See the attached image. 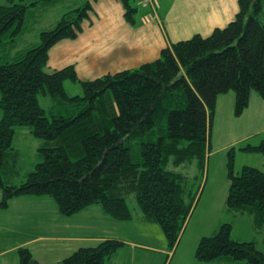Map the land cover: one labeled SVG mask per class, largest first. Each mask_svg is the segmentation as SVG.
Masks as SVG:
<instances>
[{"label":"trees","instance_id":"1","mask_svg":"<svg viewBox=\"0 0 264 264\" xmlns=\"http://www.w3.org/2000/svg\"><path fill=\"white\" fill-rule=\"evenodd\" d=\"M39 1L50 0L0 3V52L14 44L27 10ZM118 1L133 26V0ZM92 13L86 0L40 32L37 45L0 63V209L16 197L45 196L65 217L98 205L109 218L128 221L132 197L141 221L157 223L171 250L194 202L185 201L184 177L174 168L193 159L203 168L218 96L233 93L236 118L248 108L251 91L264 99V0H238L234 19L224 27L171 42L158 58L133 69L88 80L78 79L73 65L48 70L49 50L76 39ZM66 81L79 83L81 95H67ZM39 94L50 100L46 109ZM17 127L29 128L41 141L40 162L24 183L6 185L2 172L17 155L12 148ZM240 150L264 156V141ZM232 161L230 149L226 205L248 212L264 239V171L243 166L237 175ZM124 245L106 239L78 248L59 263L105 264ZM16 253L18 264H40L26 247ZM195 257L264 264L254 242L232 239L226 223L200 238Z\"/></svg>","mask_w":264,"mask_h":264},{"label":"rangeland","instance_id":"2","mask_svg":"<svg viewBox=\"0 0 264 264\" xmlns=\"http://www.w3.org/2000/svg\"><path fill=\"white\" fill-rule=\"evenodd\" d=\"M4 1L6 0H0V3H4ZM14 1L17 3H31L37 0ZM85 1L86 0L39 1L34 6L29 7L24 16L23 28L18 34L14 44L9 46L7 50L0 52V63L6 58L10 59L14 57L19 51L37 45L39 43L40 32L53 28L63 13L85 4ZM170 1L171 0H156L155 6L150 8L149 6H143L139 0H133V6L137 7V12L133 16L135 28L147 26L148 24H142L144 22L143 18H146L147 15H152V17L156 18V12L160 11L159 8L162 10L166 9ZM236 2L238 5V0H236ZM207 23V21L198 20L195 22V25L200 27ZM190 24L193 25V23L178 25L183 31H186L184 35L188 34L187 31L190 29ZM149 32L147 36L145 34H137L135 38L143 39L146 37V41L149 42L153 39L152 34ZM113 35L117 37V39L119 38V35L117 36L116 33ZM113 35L111 37V43H120L115 40ZM187 37L191 36H186V38ZM62 41V44L54 47L52 52L50 51V59L47 63L48 70H53V68L49 67V64L52 61L57 62V59H59L57 51H59L60 46L70 44V47H73L74 53L77 54V47H75V43H71L72 40ZM90 42L89 38L86 37L83 44L89 48H93L96 44L107 43H102V40ZM112 44L110 45L112 46ZM111 53H115L114 49L111 50ZM85 66L86 64L84 62L78 64V68L80 69ZM103 68L104 67L100 66V63H98L97 68L91 67V69L97 71ZM82 73L84 78L89 77V74L86 72L82 71ZM89 73L91 75L90 79H93L96 75V71L94 70H89ZM78 79L80 78L78 77ZM63 87L64 91L69 96L81 95L82 93L79 83L66 81ZM231 94L233 95L232 92L223 95L222 98H224V101L215 109L211 125L209 148H207L205 152L203 168L198 165L196 159L174 168L175 172L184 177L182 183L184 185L183 195L185 201L194 200L185 227L181 231L175 247L170 250L168 241L157 223L140 221L145 228L146 235L152 236L155 245L162 243L167 250L171 252L174 251L173 255L170 254L166 256L163 254L159 256L150 251L137 250L136 252L139 253V255L136 256V260L139 264H207L204 261L197 260L195 257L198 241L201 237L214 235L218 228L224 223L230 225V237L232 239L253 241L255 242L256 248L264 253V242L262 240L263 229L253 226L251 215L248 212L232 210L226 205L229 186V181L227 179V162L230 149L231 155L233 156L232 171L234 174H240L243 166L255 167L262 172L264 171V156L262 154L240 150L247 144L258 145L264 140V128L262 130L264 119L261 118L264 114V101L259 105L260 97L254 91H251L249 98L251 106L248 111L245 110L243 115L237 119L233 114L234 97L231 102L227 99V97L231 98ZM38 102L44 109L50 105V100L41 94L38 95ZM40 145L41 141H38V139L32 136L29 128H15L12 148L14 153L17 151V155H15V159L10 158L9 163L3 168L2 178L6 185H20L25 182L27 175L33 171L35 165L40 162L37 155V147ZM28 198L37 197H16L14 198V203L10 200L6 208L0 209V250L10 248L15 243L27 240L31 237H37L39 234H47V229L43 228V226H32L33 223H40V221L45 220L36 218L35 213L38 211V207L35 203L32 204L30 201H27ZM42 198L43 200H47L46 202L48 204H54V206H56L51 198ZM127 203L131 212H133L134 207L135 211L139 213V208L134 198L130 197ZM41 209L42 208H39V210ZM24 210L27 212L23 213ZM4 228L11 232L7 231V233H5ZM130 238L134 241H139L136 237L131 236ZM40 251L45 258H49L50 260L53 259V253H49L46 249H41ZM143 255L144 257H142ZM17 257L15 250L12 253H8L4 258H1L0 264H15L14 260ZM126 261L128 264V260L125 256H121L119 259L120 264H126Z\"/></svg>","mask_w":264,"mask_h":264},{"label":"crops","instance_id":"3","mask_svg":"<svg viewBox=\"0 0 264 264\" xmlns=\"http://www.w3.org/2000/svg\"><path fill=\"white\" fill-rule=\"evenodd\" d=\"M171 1L166 9L162 10L159 8L160 11L156 12V18L152 17V15H147L146 18H143L144 22L142 24H148L147 26L135 28L134 25L131 26L125 21L123 17L124 11L118 0H91L93 7L92 19L89 23H83L82 32L76 39L71 41V43H75V47H77V54L74 53L73 47L71 48L70 44L60 46L59 51H57L59 59H57V62L52 61L49 67L55 70L67 65H73L81 80L91 78L89 70L96 71L95 77H99L124 69L136 68L140 64L158 58L160 51L171 42L188 39L190 37L186 38V36H192L194 34L207 36L214 28L224 27L234 19L238 11L236 0ZM198 20H204L208 23L197 27L195 22ZM184 23H193V25L190 24L187 35H184L186 31H183L181 27L178 26ZM148 32L153 36V39L149 42L146 41V37L143 39L135 38L137 34H145L147 36ZM111 33L112 35L114 33H116L117 36L119 35L118 39L114 35L113 37L120 43H111ZM86 37L89 38L91 41L90 43L101 40L102 43H107L96 44L93 48H89L83 44ZM62 43L63 41L58 42L49 50L48 62L50 59V51L52 52L54 47ZM110 44H112V46ZM112 49H114L115 53H111ZM81 62H84L86 66L80 69L78 68V64ZM98 63L104 68L99 71L91 69V67L97 68ZM82 71L89 74V77L84 78ZM222 96L223 95L218 96L215 109L224 101ZM230 97L231 98L227 97V99L231 102L233 101V95ZM259 101L260 105L264 100L260 98ZM250 106L249 100L247 111ZM238 118L239 117H237V119ZM261 118L264 119V114ZM263 128L264 126L262 130ZM42 197L28 198L27 201H30L32 204L35 203L38 207V211L35 213L36 218L45 220L40 221V223H33L32 226H43V228L47 229V234H39L37 237H31L27 240L15 243L10 248L0 250V259L4 258L8 253L17 250L19 247L26 246L34 259L40 264H59L62 259L69 256L78 248L94 246L106 239L119 240L125 245L105 264H120L119 259L121 256H125L128 260V264H139L136 260V256L139 255V253L136 252L137 250L150 251L159 256L163 254L169 256L174 253V251L171 252L167 250L162 243L155 245L152 236L146 235L145 228L140 223V215L135 211L134 207L132 219L128 221H115L109 218L98 205L89 206L72 216L65 217L59 214L54 204H48L46 202L47 200H43ZM10 200L13 201L12 203L15 202L14 198ZM39 208L42 209L39 210ZM25 212L27 211L24 210L23 213ZM7 231L11 232L4 228V232L7 233ZM131 236L138 238L139 241L132 240L130 238ZM235 240L247 241L244 239ZM262 240L264 242L263 238ZM41 249H46L49 253H53V259L50 260L49 258H45L40 251ZM144 255L142 257H144ZM17 258L14 260L15 264L18 263ZM206 263L243 264L241 261H233L228 258H219Z\"/></svg>","mask_w":264,"mask_h":264},{"label":"built area","instance_id":"4","mask_svg":"<svg viewBox=\"0 0 264 264\" xmlns=\"http://www.w3.org/2000/svg\"><path fill=\"white\" fill-rule=\"evenodd\" d=\"M143 6H149L150 8L155 6L156 0H139Z\"/></svg>","mask_w":264,"mask_h":264}]
</instances>
